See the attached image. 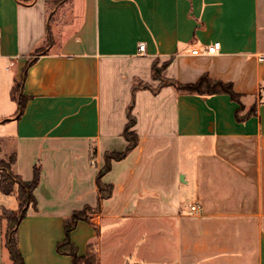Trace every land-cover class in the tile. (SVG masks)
Here are the masks:
<instances>
[{
  "label": "crops",
  "instance_id": "1",
  "mask_svg": "<svg viewBox=\"0 0 264 264\" xmlns=\"http://www.w3.org/2000/svg\"><path fill=\"white\" fill-rule=\"evenodd\" d=\"M217 42L216 55L192 53ZM203 77L236 98L172 84ZM131 106L139 144L102 178L111 198L71 232L79 256L264 264V0H0L3 157L25 182L40 168L17 231L24 264H74L57 250L65 219L98 206L97 176L107 152L127 148ZM18 208L0 192V264H13L1 214Z\"/></svg>",
  "mask_w": 264,
  "mask_h": 264
},
{
  "label": "trees",
  "instance_id": "2",
  "mask_svg": "<svg viewBox=\"0 0 264 264\" xmlns=\"http://www.w3.org/2000/svg\"><path fill=\"white\" fill-rule=\"evenodd\" d=\"M19 3L31 4L34 0H17ZM44 50H39L36 55H42ZM162 70L153 66V76L155 79L161 80ZM170 84L168 81L162 79V85ZM179 90L186 91L188 93H195L200 95H212L219 93L230 94L233 98L231 87L223 84L220 81L212 80L208 77H203L197 84L181 86L177 83H172ZM136 88V87H135ZM22 82L17 84L13 91V98L19 102V114H22L25 107L26 98L22 92ZM131 108L128 110L129 123L127 124L123 137L127 141L128 145L123 152H107L105 154V166L99 172L97 176V187L99 192V203L96 208L86 207L82 211L73 212L68 218L65 219V239L58 245L57 250L61 254L69 255L74 264H99L97 255L93 250L89 251L85 256H79L77 249L71 242V232L75 229L80 221L89 222V215L99 212L103 201L111 198L113 194V187L111 185L104 184L102 178L112 168V164L115 161L124 160L129 153H131L139 144V137L132 127L135 124V119L131 114ZM15 162V156L11 155L8 161L0 160V192L6 195L13 193L17 194L19 200V208L17 211H10L4 209L1 214V220L3 222V243L4 248L9 252L13 264H24L23 257L18 247L17 231L21 221L26 217L27 210L30 206L36 207V199L34 196V190L37 188L40 181V168L35 167L34 178L31 182L23 181L19 176L12 172V165Z\"/></svg>",
  "mask_w": 264,
  "mask_h": 264
},
{
  "label": "built area",
  "instance_id": "3",
  "mask_svg": "<svg viewBox=\"0 0 264 264\" xmlns=\"http://www.w3.org/2000/svg\"><path fill=\"white\" fill-rule=\"evenodd\" d=\"M221 49V44L219 42L214 43L210 46H207L204 50L199 51V50H194L192 53L194 55H203V56H212L216 55L219 53ZM139 52L144 54L145 53V44H140L139 45ZM200 210V207L198 205H193L191 206V211L197 212Z\"/></svg>",
  "mask_w": 264,
  "mask_h": 264
},
{
  "label": "rangeland",
  "instance_id": "4",
  "mask_svg": "<svg viewBox=\"0 0 264 264\" xmlns=\"http://www.w3.org/2000/svg\"><path fill=\"white\" fill-rule=\"evenodd\" d=\"M53 8H54V7H53ZM3 150H4V148H3V144L0 142V160L8 161V159H9L10 156L4 158V157H3V152H4Z\"/></svg>",
  "mask_w": 264,
  "mask_h": 264
}]
</instances>
